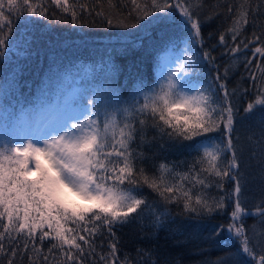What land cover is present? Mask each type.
I'll list each match as a JSON object with an SVG mask.
<instances>
[{
    "label": "snow or ice",
    "instance_id": "obj_1",
    "mask_svg": "<svg viewBox=\"0 0 264 264\" xmlns=\"http://www.w3.org/2000/svg\"><path fill=\"white\" fill-rule=\"evenodd\" d=\"M105 2L116 10L115 16L105 13ZM120 3L124 7L130 4L126 15L117 9V0H0V57L14 38L15 22L26 17L70 18L76 25L85 14L95 15L110 27L121 28H135L141 21L152 20L180 28L186 42L183 60L158 86L144 90L141 83L128 99H121L113 90L112 102L103 106V112L95 97L87 98L57 122H42L35 133L0 142V259L6 257L4 264H16L17 258L25 256L27 264H133L129 255L120 258L114 229L142 221L145 210L153 217L150 226L154 229L162 228L169 217L167 207L153 209L140 194L146 186L165 206L182 205L183 214L189 216L223 212L226 201H232L228 239L238 243L237 254L243 253L247 264H264V241H254L255 230L244 223L248 216L264 223V198L252 211L241 203L248 183L243 170L245 151L250 160L258 158L264 179V113L259 115V137L249 135L245 145L235 134L238 118L249 119L264 108V20L258 19L264 17V0H225L231 23L218 37L225 49L222 55L236 60L244 53L250 81L248 88L238 85L231 90L227 83L231 65L225 66L221 75L211 50L201 51V12L206 0ZM53 7L56 11L50 12ZM220 14L219 10L212 12L205 22ZM133 16L136 22L127 23ZM249 25L251 36L244 37ZM205 63L215 66V76L199 74L198 84L189 81L187 78ZM249 92L253 99L241 116L233 97ZM150 128L157 133L151 141L146 137ZM212 133H219V138ZM138 137L139 144L133 148ZM158 138L161 150L170 144L193 142L188 147L197 155L186 171L161 163L159 175L150 176L138 167L146 158L143 146L150 147ZM225 182L232 184L230 193L209 195L213 187L223 191ZM221 231L223 225L215 234ZM45 240L51 241L46 251ZM105 241L107 251L102 250ZM142 254L145 250L137 249V255ZM226 259L220 258L216 264H224Z\"/></svg>",
    "mask_w": 264,
    "mask_h": 264
},
{
    "label": "trees",
    "instance_id": "obj_2",
    "mask_svg": "<svg viewBox=\"0 0 264 264\" xmlns=\"http://www.w3.org/2000/svg\"><path fill=\"white\" fill-rule=\"evenodd\" d=\"M217 4L221 6L219 9L213 7ZM206 5L201 12V32L204 37L201 51L211 50L221 75L225 66L231 65L227 79L229 90L238 85L248 88L250 81L244 68V53L239 54L238 59L230 60L228 56L222 55L225 49L218 42L219 34L231 23V16L225 10V0H206ZM129 8L130 4L124 7L117 0V9L125 15ZM217 10L221 14L205 22V17ZM51 11L56 9L53 7ZM104 11L113 16L116 13L106 2ZM258 19L264 20V17ZM126 22L135 23V17ZM148 22L141 21L135 28L110 27L102 17L86 14L76 25L71 23L70 18L50 17L48 20H41L26 17L16 21L14 38L5 56L0 57V142L27 135L28 127L38 119L40 112L47 105L62 103L63 95L73 91L76 81L79 91L72 101L76 103L95 97L101 112L103 106L111 104L113 90L121 99H128L141 83L145 86L144 90L158 86L156 53L172 40L171 32L174 31L167 25H151ZM252 31L253 28L249 25L243 33L244 37H250ZM247 55L251 56V50H248ZM208 65L211 74L215 76V66ZM242 76L245 77L243 80ZM252 99L251 92L233 97L232 102L240 108L241 116L243 108ZM261 113H264V108L258 109L249 119L238 118L235 134L240 136L241 143L247 145L249 135L259 137ZM210 135L220 136L219 133ZM154 136L157 133L150 128L146 137L151 141ZM199 139L202 138H197ZM160 142L158 138L150 147L143 146L146 158L138 167H143L150 176L159 175L157 168L161 163L177 165L174 169L176 171H186L188 164L197 155L188 147L193 142L170 144L163 150L159 148ZM138 144L139 137L133 148H137ZM257 160L258 158L250 160L249 152L245 151L243 170L248 183L242 192L241 203L250 211L264 198V179L261 178ZM231 190L232 184L225 182L223 191L213 187L209 190V195L219 197ZM140 194L148 199L153 209L163 211L167 207L169 217L162 228L154 229L150 226L153 217L145 210L142 221L117 226L114 230L122 260L125 255H129L133 264L137 261L139 264H216L220 258L227 257L224 264H240L241 261L247 264L244 254H237L238 243L228 239L226 229L232 201H226L223 212L196 217L195 214H183L182 205L165 206L160 197L146 186L140 190ZM244 223L246 228L255 230V235L252 231L249 232L254 241H264V223L258 217L248 216ZM221 225L224 226V231L216 235ZM50 244L51 241H44L45 251ZM106 245L107 241L103 251H107ZM137 249H144L145 254L138 256ZM257 252L259 254V249ZM5 260L6 257L0 259V264H4ZM16 264H27V256L23 260L17 258Z\"/></svg>",
    "mask_w": 264,
    "mask_h": 264
},
{
    "label": "rangeland",
    "instance_id": "obj_3",
    "mask_svg": "<svg viewBox=\"0 0 264 264\" xmlns=\"http://www.w3.org/2000/svg\"><path fill=\"white\" fill-rule=\"evenodd\" d=\"M148 22V21H147ZM149 24H156L152 20H149ZM171 32L173 38L171 41L167 42V45L161 47L160 51L156 53L157 56V67H156V76H157V85L163 80V78L167 77L171 71H174L175 65L177 62L183 60L185 56V47L186 42L183 39V33L178 27H171ZM199 48L198 46H196ZM205 63L202 68L197 69V74L188 77L187 79L192 83H199V74H203V76L207 77L208 75H212L209 69V65ZM213 76V75H212ZM182 79H184L182 77ZM76 85L68 95H63V102L57 103L53 107H46L44 111L40 112V116L37 120L34 121L31 127H28L29 133H35L36 129L42 124V122H57L63 117L70 115L73 113L74 108L80 104V102L74 103L72 99L78 90V81H76ZM48 106V105H47ZM25 134V133H23ZM26 135V134H25ZM72 199L76 200L78 203H83V201H79L76 197H72Z\"/></svg>",
    "mask_w": 264,
    "mask_h": 264
}]
</instances>
